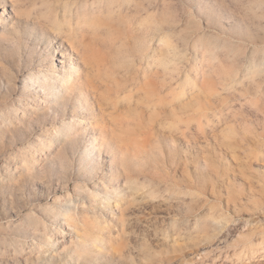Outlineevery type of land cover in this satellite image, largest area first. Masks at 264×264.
<instances>
[{"label": "rangeland", "instance_id": "1", "mask_svg": "<svg viewBox=\"0 0 264 264\" xmlns=\"http://www.w3.org/2000/svg\"><path fill=\"white\" fill-rule=\"evenodd\" d=\"M0 264H264V0H0Z\"/></svg>", "mask_w": 264, "mask_h": 264}, {"label": "bare ground", "instance_id": "2", "mask_svg": "<svg viewBox=\"0 0 264 264\" xmlns=\"http://www.w3.org/2000/svg\"><path fill=\"white\" fill-rule=\"evenodd\" d=\"M65 16L66 19L64 21L62 20V23L60 24L57 22L56 19L51 21L50 27L53 29V31H56L60 37L65 39V41L71 46V50L73 52H79L82 61L86 66L91 67L93 62L95 61L94 56H92V54L87 50V48L84 50L82 46L78 45L77 43V39L80 38V36H84V32L89 26L84 14L83 16L78 17L79 20L76 23H73L71 21L70 16ZM60 73L55 72L52 76V80H54L52 84V91L54 92V96L56 95L57 90L61 92V89H64L66 90V92H69V88L73 86V84L81 83L82 77L80 68L74 66L71 70H63L62 73ZM79 103L81 107H84L82 99L79 100ZM81 248H83L87 252L92 250L91 244H83Z\"/></svg>", "mask_w": 264, "mask_h": 264}]
</instances>
